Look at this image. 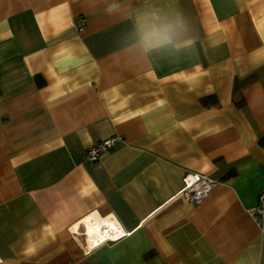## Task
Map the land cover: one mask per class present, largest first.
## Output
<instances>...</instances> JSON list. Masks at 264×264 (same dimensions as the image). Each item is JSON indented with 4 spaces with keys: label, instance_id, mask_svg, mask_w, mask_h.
<instances>
[{
    "label": "crops",
    "instance_id": "0c3cea01",
    "mask_svg": "<svg viewBox=\"0 0 264 264\" xmlns=\"http://www.w3.org/2000/svg\"><path fill=\"white\" fill-rule=\"evenodd\" d=\"M263 186L264 0H0V264H264Z\"/></svg>",
    "mask_w": 264,
    "mask_h": 264
},
{
    "label": "built area",
    "instance_id": "2783aa9c",
    "mask_svg": "<svg viewBox=\"0 0 264 264\" xmlns=\"http://www.w3.org/2000/svg\"><path fill=\"white\" fill-rule=\"evenodd\" d=\"M84 22L85 18L83 16H75L73 20L74 28L77 31L82 30ZM122 140L123 138L121 135H114L101 139L88 147L86 150V157L90 160H96L101 153L111 149ZM216 184L217 181L207 175L187 173L183 177L181 192L186 200L192 203H198L216 186ZM249 214L260 229L264 230V186L257 196L256 205L249 210ZM113 235H116L115 232L103 229V233L100 237H98L97 241L100 242L102 240L105 242L112 240L110 237Z\"/></svg>",
    "mask_w": 264,
    "mask_h": 264
},
{
    "label": "bare ground",
    "instance_id": "6f19581e",
    "mask_svg": "<svg viewBox=\"0 0 264 264\" xmlns=\"http://www.w3.org/2000/svg\"><path fill=\"white\" fill-rule=\"evenodd\" d=\"M108 227L109 229L112 231H116V227L112 222H108ZM115 227V230H114ZM79 228V227H78ZM101 228L99 227V225H96L92 228H90L89 230L86 231V235H87V240H88V244L91 245L92 243L97 241V238L100 237L102 234L100 232H102L100 230ZM108 230V229H107ZM116 234V233H115ZM111 235V234H110Z\"/></svg>",
    "mask_w": 264,
    "mask_h": 264
},
{
    "label": "trees",
    "instance_id": "16d2710c",
    "mask_svg": "<svg viewBox=\"0 0 264 264\" xmlns=\"http://www.w3.org/2000/svg\"><path fill=\"white\" fill-rule=\"evenodd\" d=\"M255 79V74H251L249 76H247L246 78H243L241 80H237L235 79L234 80V83H233V92L234 93H237V91H239V89L246 85L247 83L253 81ZM238 105L241 104V99L237 100L236 102Z\"/></svg>",
    "mask_w": 264,
    "mask_h": 264
},
{
    "label": "snow or ice",
    "instance_id": "6c2138e0",
    "mask_svg": "<svg viewBox=\"0 0 264 264\" xmlns=\"http://www.w3.org/2000/svg\"><path fill=\"white\" fill-rule=\"evenodd\" d=\"M114 230H115V227H114ZM125 233L122 231V230H120L119 232H118V235H113V236H111L110 237V239H112V240H116V239H118L120 236H123ZM101 243L103 242L102 240L100 241ZM97 246V244L96 243H92L91 245H90V247H96Z\"/></svg>",
    "mask_w": 264,
    "mask_h": 264
}]
</instances>
